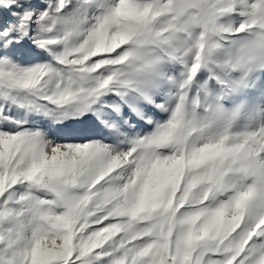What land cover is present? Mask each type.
Instances as JSON below:
<instances>
[{"label": "snow or ice", "instance_id": "snow-or-ice-1", "mask_svg": "<svg viewBox=\"0 0 264 264\" xmlns=\"http://www.w3.org/2000/svg\"><path fill=\"white\" fill-rule=\"evenodd\" d=\"M0 264H264V0H0Z\"/></svg>", "mask_w": 264, "mask_h": 264}]
</instances>
